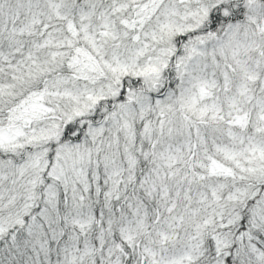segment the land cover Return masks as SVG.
I'll list each match as a JSON object with an SVG mask.
<instances>
[{
	"label": "snow or ice",
	"instance_id": "obj_1",
	"mask_svg": "<svg viewBox=\"0 0 264 264\" xmlns=\"http://www.w3.org/2000/svg\"><path fill=\"white\" fill-rule=\"evenodd\" d=\"M0 264H264V0H0Z\"/></svg>",
	"mask_w": 264,
	"mask_h": 264
}]
</instances>
